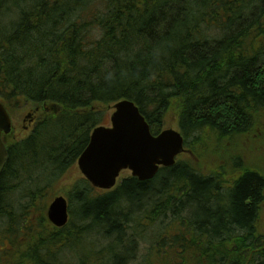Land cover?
<instances>
[{
	"label": "trees",
	"instance_id": "obj_1",
	"mask_svg": "<svg viewBox=\"0 0 264 264\" xmlns=\"http://www.w3.org/2000/svg\"><path fill=\"white\" fill-rule=\"evenodd\" d=\"M122 99L154 135L172 119L201 160L213 134L259 126L264 0H0V100L46 108L5 140L0 264H264V247L228 241L232 229L250 233L264 180L246 172L224 187L191 157L106 192L80 176L63 188L68 224L49 223L92 129ZM91 232L99 240L74 257Z\"/></svg>",
	"mask_w": 264,
	"mask_h": 264
},
{
	"label": "water",
	"instance_id": "obj_2",
	"mask_svg": "<svg viewBox=\"0 0 264 264\" xmlns=\"http://www.w3.org/2000/svg\"><path fill=\"white\" fill-rule=\"evenodd\" d=\"M111 124L98 126L91 132L89 142L77 161L80 173L95 187L111 189L122 170H130L140 181L151 180L160 167H170L183 151V137L177 130L165 129L157 136L150 133L148 124L137 106L129 100L113 105ZM12 123L0 101V176L7 161L2 134L8 135ZM47 218L61 228L68 221V204L56 197L48 206Z\"/></svg>",
	"mask_w": 264,
	"mask_h": 264
},
{
	"label": "rangeland",
	"instance_id": "obj_3",
	"mask_svg": "<svg viewBox=\"0 0 264 264\" xmlns=\"http://www.w3.org/2000/svg\"><path fill=\"white\" fill-rule=\"evenodd\" d=\"M33 106H22L18 110H10V114L12 117L13 124L15 125L14 134L18 137H24L26 136L30 128L28 127V122H23L24 116L32 109ZM106 120L103 125L109 124V116L111 114V111H104ZM25 126H27L25 128ZM25 128V129H24ZM165 128H173L178 129L176 126V123L170 119L169 122L166 123L163 129ZM247 132L246 134L242 135L241 133ZM234 137H237L240 140V146H236L235 142L232 140H226L225 138H217L216 142L212 144L213 150L210 152V155L212 157L211 160L206 162V159L204 160L206 162V165H208V168H205L204 166L197 165V169L201 170V172L204 175H210L215 176L218 181L222 183V186L224 187H231L233 182L238 180V173L239 171L246 170L244 167L247 164L250 165H257L258 167L264 169V145H262L259 142H254L255 140V127L254 122L251 127L243 130L240 133H237L236 135H233ZM205 148H200L202 150L203 154H206L208 156V148L210 149L211 143L206 144ZM237 154H241L243 159L247 161L246 163H243L238 160H231L237 157ZM183 158V157H181ZM250 168V167H249ZM129 175V172H123L121 174V177L119 178L118 182L121 178H125ZM80 178L79 172L76 170H73L72 173L67 174L66 179L61 183L60 187L57 189V195H63L64 196V189L71 184L72 182H75ZM63 185V186H62ZM65 187V188H64ZM64 188V189H63ZM56 195V196H57ZM99 240L98 237H96L92 232L81 239V241L78 243V245L73 246V253L74 257L81 254L84 250V243L85 242H96ZM101 240V238H100ZM75 241H77L75 239ZM82 242V243H81ZM149 248L148 245H141L139 254L142 257H146V254H148ZM103 260L105 261V255L103 256ZM153 263L156 264L158 261L153 260Z\"/></svg>",
	"mask_w": 264,
	"mask_h": 264
},
{
	"label": "flooded vegetation",
	"instance_id": "obj_4",
	"mask_svg": "<svg viewBox=\"0 0 264 264\" xmlns=\"http://www.w3.org/2000/svg\"><path fill=\"white\" fill-rule=\"evenodd\" d=\"M264 124V122H263ZM255 140L254 142H259L264 145V126L255 128ZM241 162L246 163L247 161L241 160ZM246 170L239 171L238 178L240 179L246 172L256 174L258 177L264 180V173L259 169H251L249 165L244 166ZM259 198L255 201V213L254 218L251 219L249 228L250 233L248 235L242 236L240 233L232 229L231 234L228 239L229 244L234 246V242L239 239L246 243L257 244L258 247H264V184L260 187Z\"/></svg>",
	"mask_w": 264,
	"mask_h": 264
}]
</instances>
